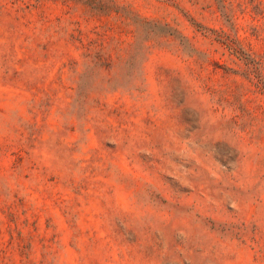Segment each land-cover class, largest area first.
Here are the masks:
<instances>
[{
  "label": "rangeland",
  "instance_id": "rangeland-1",
  "mask_svg": "<svg viewBox=\"0 0 264 264\" xmlns=\"http://www.w3.org/2000/svg\"><path fill=\"white\" fill-rule=\"evenodd\" d=\"M0 264H264V0H0Z\"/></svg>",
  "mask_w": 264,
  "mask_h": 264
},
{
  "label": "trees",
  "instance_id": "trees-1",
  "mask_svg": "<svg viewBox=\"0 0 264 264\" xmlns=\"http://www.w3.org/2000/svg\"><path fill=\"white\" fill-rule=\"evenodd\" d=\"M229 0H218L221 7L225 8Z\"/></svg>",
  "mask_w": 264,
  "mask_h": 264
}]
</instances>
